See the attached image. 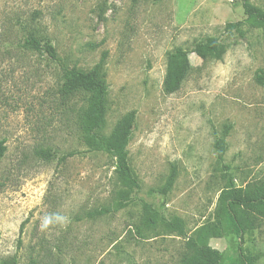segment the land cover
<instances>
[{"label": "rangeland", "instance_id": "374dc122", "mask_svg": "<svg viewBox=\"0 0 264 264\" xmlns=\"http://www.w3.org/2000/svg\"><path fill=\"white\" fill-rule=\"evenodd\" d=\"M249 4L264 16V0ZM30 35L48 39L57 59L26 46ZM210 36L223 58L191 52L181 88L165 91L169 53ZM103 56L99 131L135 111L128 148L141 189L126 208L98 215L120 187L114 159L85 145V101L60 87L64 68L89 69ZM262 73L264 26L247 20L243 0H0V264H180L186 236L145 228L143 202L181 218L188 236L218 222L226 179L217 138L226 140L237 197L264 193ZM204 236L228 263H264V220L242 236Z\"/></svg>", "mask_w": 264, "mask_h": 264}, {"label": "trees", "instance_id": "16d2710c", "mask_svg": "<svg viewBox=\"0 0 264 264\" xmlns=\"http://www.w3.org/2000/svg\"><path fill=\"white\" fill-rule=\"evenodd\" d=\"M243 6L248 21L254 26H264V16L250 10L249 0H243ZM25 44L57 59L56 48L48 39L40 40L36 36L30 35ZM191 52L196 53L203 60L222 59L226 48L218 37L210 36L197 42L192 50L177 47L171 51L168 55L163 84L165 91L173 93L181 88L191 67ZM104 62L105 56L89 69L64 68L63 82L60 87L61 95L65 98L82 97L85 101L80 122L81 138L85 145L91 151L108 153L114 159V171L120 187L115 192L112 207L96 210L95 214L98 215L126 208L134 201V193L141 189V183L130 163L128 148L136 119L135 111H130L119 119L110 133L105 134L99 131L105 121L108 102V85L103 73ZM257 78L259 82L264 83V73L259 74ZM215 147L226 179L220 196L222 218L210 228H203L204 230L198 236H188L185 223L181 218L169 219L151 203L144 201L142 224L147 229L161 226L166 232H175L180 236H186L187 251L182 256L180 264H264L255 262L251 257L237 258L228 263L221 251L210 245L205 239L204 234L220 236L224 232H235L242 236L246 231L257 228L264 220V193L248 199L238 198L235 177L230 171V165L224 162L227 150L225 138H217ZM6 149V140L0 137V161ZM42 153L46 158L51 157L49 151L42 150ZM70 155H73V152H70ZM175 178L176 170L174 168L163 187L164 192H168L172 188ZM261 186L264 189V175L261 178Z\"/></svg>", "mask_w": 264, "mask_h": 264}]
</instances>
